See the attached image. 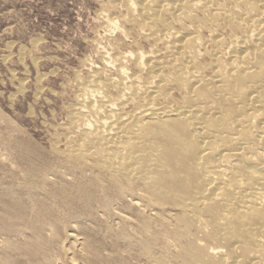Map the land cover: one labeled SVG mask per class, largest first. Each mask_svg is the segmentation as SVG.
Wrapping results in <instances>:
<instances>
[{
	"label": "bare ground",
	"instance_id": "obj_1",
	"mask_svg": "<svg viewBox=\"0 0 264 264\" xmlns=\"http://www.w3.org/2000/svg\"><path fill=\"white\" fill-rule=\"evenodd\" d=\"M122 3L152 45L106 55L118 79L79 86L101 105L78 110L89 121L68 159L172 204L199 237L190 264H264V0Z\"/></svg>",
	"mask_w": 264,
	"mask_h": 264
},
{
	"label": "rangeland",
	"instance_id": "obj_2",
	"mask_svg": "<svg viewBox=\"0 0 264 264\" xmlns=\"http://www.w3.org/2000/svg\"><path fill=\"white\" fill-rule=\"evenodd\" d=\"M121 1L0 0V264H190L199 237L172 204L67 157L89 121L78 110L101 105L79 86L118 79L106 55L152 45Z\"/></svg>",
	"mask_w": 264,
	"mask_h": 264
}]
</instances>
